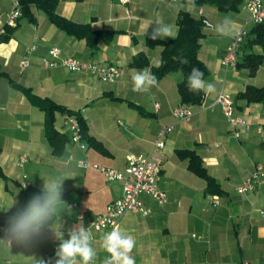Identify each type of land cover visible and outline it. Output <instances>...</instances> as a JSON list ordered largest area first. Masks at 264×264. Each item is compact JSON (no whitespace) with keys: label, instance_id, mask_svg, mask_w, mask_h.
<instances>
[{"label":"crops","instance_id":"0c3cea01","mask_svg":"<svg viewBox=\"0 0 264 264\" xmlns=\"http://www.w3.org/2000/svg\"><path fill=\"white\" fill-rule=\"evenodd\" d=\"M249 1L244 0L239 12L223 13L210 6L190 9L181 0H129L127 4L118 0H59L60 16L93 31L113 33L97 50L60 29L36 6L31 9L33 21L21 15L11 38L0 43V66L5 73L0 77V172L4 174H0V224L5 226L8 217L24 205L28 188H43L48 174L72 177L65 179L62 194L71 214L62 210L58 223L45 228L31 246L14 244L11 252L0 246V264L54 261L60 243L54 232L61 231L67 239L69 230L80 224L95 237L97 264H101L107 254L100 248L99 238L105 232L94 230L91 221L124 196V186L106 182L97 170L81 169L79 162L124 172L130 156L153 154L160 131L170 125L173 131L162 151L165 163L160 180L167 202L160 206L151 196L142 195L149 213L130 211L118 225L136 241L132 252L136 264H264V104H248L239 98L249 86L264 88V46L248 44L257 38L247 8ZM14 2L0 0V15L6 16ZM182 12L213 25L231 17L235 33L248 31L239 60L245 54L263 57L254 76L247 67L225 68L222 58L235 35L221 36L204 30V25L198 56L209 70L204 79L215 84L216 92H203L202 102L192 105L190 121H178L173 115L182 104L179 85L184 81L183 73L159 79L148 93L132 90V70L144 68L133 65L139 56L149 60L151 71L162 64L163 48L150 47L147 42L155 25L145 34L147 25L156 19L172 25L173 38L160 39L170 41L179 34ZM53 47L61 50L60 60L75 58L115 66L121 77L103 82L95 75L73 73L61 65L52 68L49 53ZM26 60L29 66L23 70ZM222 93L234 99L236 112L252 125L239 138L221 107L215 105ZM47 99L85 119L88 136L94 140L85 142L86 150L72 142L60 112L55 114V129L67 141L58 147L51 143L47 116L39 107L40 100ZM186 150L199 156L216 186L209 187L190 169V159L179 155ZM24 156L28 161L20 167ZM258 167L263 169L259 186L239 193L238 188ZM214 198H218V206Z\"/></svg>","mask_w":264,"mask_h":264},{"label":"built area","instance_id":"2783aa9c","mask_svg":"<svg viewBox=\"0 0 264 264\" xmlns=\"http://www.w3.org/2000/svg\"><path fill=\"white\" fill-rule=\"evenodd\" d=\"M121 4H127L129 0H118ZM247 8L251 12L254 25L264 24V2L262 0H250ZM21 6L19 0H15L12 10L6 15H0V38L7 35L9 29H15L21 18ZM248 37V31L243 29L234 36L231 45L228 47L222 64L227 69L237 70L239 64V50ZM34 49V48H33ZM50 63L52 68L59 65L65 67L73 73H87L98 77L103 82H115L121 77V71L115 66H100L95 63L84 62L75 58H65L60 60L61 50L53 47L50 50ZM29 66L26 60L22 65L25 70ZM220 106L224 115L232 126L234 135L239 138L243 132L251 129V123L242 115L236 112L234 99L227 94H220L215 102ZM159 105H156V109ZM174 117L178 121H190L194 115V108L189 104H181L174 112ZM63 122L71 134V140L74 144L80 146L82 150L87 149V144L83 140V133L77 116L74 113L63 114ZM173 131V126H165L160 131L155 143V149L151 156H130L129 166L122 172L112 168L91 164L86 161L79 162L81 169H94L102 173L106 182H121L124 186V196L109 204L105 214L98 216L91 221V227L98 232H110L117 228L121 219L130 211H138L144 215L149 213L143 201L142 195L151 196L160 206L167 202V194L160 187V180L164 168V157L162 151L165 148L166 138ZM27 157H22L19 166L23 167L27 163ZM263 175L262 167H258L252 178L238 188L241 194L255 191L261 182ZM214 204L218 206V198H214ZM264 216V211L262 212ZM3 225L0 224V228Z\"/></svg>","mask_w":264,"mask_h":264},{"label":"clouds","instance_id":"9594fccd","mask_svg":"<svg viewBox=\"0 0 264 264\" xmlns=\"http://www.w3.org/2000/svg\"><path fill=\"white\" fill-rule=\"evenodd\" d=\"M184 7V5H181ZM188 7L195 8V0H189ZM204 30H212L221 36L237 35L233 31L234 21L226 16L220 23L215 25L204 22ZM152 28L151 39L173 38L174 29L170 24L162 19L151 21L149 26ZM182 63L187 64V60ZM132 83L133 91L138 93H148L152 87L158 83L157 76L152 73L149 67L133 69ZM187 88L190 93L199 94L204 92L210 95L216 92L215 84L204 79V72L195 66L187 76ZM65 179L72 177L62 174H48L43 188L30 197L26 204L20 206L10 215L5 226L0 228L3 233L0 236V246L11 252L12 246L21 247L31 246L43 233L45 228H50L58 223L60 213L66 210L71 214V208L62 199L63 183ZM57 240L60 241L55 250V259L45 261L41 259L37 264H97L98 252L94 247L95 237L91 230L85 229L82 224L69 230L68 238L64 234L54 232ZM100 239V248L107 254L101 264H136L132 252L136 246L135 239L121 228H113L110 232L103 233Z\"/></svg>","mask_w":264,"mask_h":264},{"label":"trees","instance_id":"16d2710c","mask_svg":"<svg viewBox=\"0 0 264 264\" xmlns=\"http://www.w3.org/2000/svg\"><path fill=\"white\" fill-rule=\"evenodd\" d=\"M185 4H189V0H181ZM244 0H195L197 7L210 6L216 8L223 13L239 12L243 5ZM21 6V12L23 17L31 18L33 21V15L31 9L33 6L42 9L47 13L51 22H53L60 29L65 31L71 36H75L78 39L85 40L87 44L93 49L97 50L99 44L103 40H110L113 37L112 32L108 31H93L88 25L76 24L57 13V7L59 0H19ZM21 20V18H20ZM18 22V25L20 23ZM17 25V27H18ZM16 27V28H17ZM15 28V29H16ZM179 34L177 38L170 41H163L160 39L153 40L149 36L147 39L150 47L160 46L162 51V64L159 67L153 68L154 73L158 80L164 78L173 72H181L184 75V81L179 85V92L182 98V104L199 105L203 100V92L199 94H193L188 91L187 88V76L191 70V67L195 66L200 68L204 72V78L208 76L209 70L205 64L199 59L198 53L201 47V39L203 38L204 23L202 20L194 19L190 14L182 12L178 18ZM15 29H9L6 36L0 38V43L6 42L11 38V35ZM257 33V38L249 40L248 44H261L264 46V24L256 25L254 30ZM108 36V37H106ZM183 60H187L188 63H182ZM263 62L262 56L253 54H245L239 60L238 68L247 67L250 69L251 76L256 75L259 67ZM135 67H148L150 65L149 60L145 56H139L133 63ZM5 76L0 66V77ZM240 99L246 100L248 104L260 103L264 104V88H257L249 86L242 94L239 95ZM39 107L46 113L47 123V137L51 143L58 147L67 141L66 137L60 136L55 129V114L60 112L74 113L66 108L57 105L51 100H40ZM80 123L83 140L85 142L92 143L94 140L88 136V127L85 119L79 114L74 113ZM1 152V150H0ZM179 155L183 158L190 159V169L199 177L205 179L208 182L209 187L216 186L215 179L208 173L207 169L202 165L201 159L193 151H179ZM0 174L4 175L2 172ZM40 190L35 188H28L26 190V201L34 194H37Z\"/></svg>","mask_w":264,"mask_h":264}]
</instances>
